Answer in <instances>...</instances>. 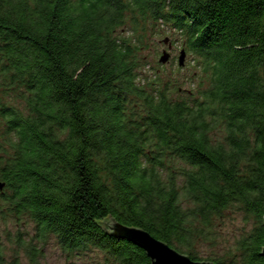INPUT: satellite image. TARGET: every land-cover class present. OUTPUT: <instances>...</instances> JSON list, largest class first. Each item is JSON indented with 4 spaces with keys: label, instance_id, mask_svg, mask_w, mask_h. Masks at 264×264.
I'll return each mask as SVG.
<instances>
[{
    "label": "trees",
    "instance_id": "1",
    "mask_svg": "<svg viewBox=\"0 0 264 264\" xmlns=\"http://www.w3.org/2000/svg\"><path fill=\"white\" fill-rule=\"evenodd\" d=\"M139 21L201 57V100L140 85ZM0 87L25 103L0 101V215L38 241L151 264L106 231L114 220L196 262L212 218L236 209L253 225L228 264H264V0H0Z\"/></svg>",
    "mask_w": 264,
    "mask_h": 264
},
{
    "label": "rangeland",
    "instance_id": "2",
    "mask_svg": "<svg viewBox=\"0 0 264 264\" xmlns=\"http://www.w3.org/2000/svg\"><path fill=\"white\" fill-rule=\"evenodd\" d=\"M137 28L138 34H143L144 39L137 56L138 63H140L137 72L140 76V85L147 84L150 86L148 90L164 92L175 100L185 99L189 102L201 100V92L209 87L207 78L201 70V57L187 51L185 65L178 66L177 58L181 48H184V37L176 30L174 31L171 26L160 23L150 25V22L142 24L139 21ZM133 29V20L128 16L124 25L117 30L116 35L128 38ZM165 39H169L167 44H164ZM168 44L170 51H167ZM164 50L167 51L169 57L168 62L162 65L158 59ZM0 101L15 106L21 111L25 110V103L18 98L16 93L6 91L1 87ZM4 133L5 128L0 120V139L3 138ZM212 137L214 142H223L224 133L218 130ZM252 225L253 222L246 221L242 212L229 209L212 218L209 229L211 238L203 237L198 240L194 252L197 253L199 259H202L201 262H210L208 258H213L222 259L228 264L233 259L235 242L249 232ZM34 227V224L26 218L16 221L0 215L2 264H13L14 261L18 264H99L104 260L103 254L92 247L75 255H66L60 250L53 237H49L45 242L38 241ZM26 247H33L37 250L36 262L30 261Z\"/></svg>",
    "mask_w": 264,
    "mask_h": 264
},
{
    "label": "water",
    "instance_id": "3",
    "mask_svg": "<svg viewBox=\"0 0 264 264\" xmlns=\"http://www.w3.org/2000/svg\"><path fill=\"white\" fill-rule=\"evenodd\" d=\"M168 40L169 39H165L164 44H167ZM169 48L170 45L168 44L167 49L169 50ZM168 57L169 54L166 50H164L162 56L159 59V62L161 64L167 63ZM185 57L186 52L182 50L178 57L180 66L184 65ZM2 189L3 185H0V190ZM104 227L112 237H115L122 241H127L132 245L144 250L147 258L151 261V264H213L212 262H194L189 259L188 256L180 254L175 249L168 247L165 243L158 241L149 233H146L145 231L137 227H124L114 220H110L109 222L105 223Z\"/></svg>",
    "mask_w": 264,
    "mask_h": 264
}]
</instances>
